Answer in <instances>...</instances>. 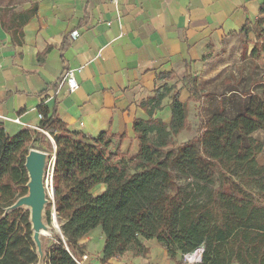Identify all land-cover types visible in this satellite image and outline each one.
Masks as SVG:
<instances>
[{"label":"trees","instance_id":"16d2710c","mask_svg":"<svg viewBox=\"0 0 264 264\" xmlns=\"http://www.w3.org/2000/svg\"><path fill=\"white\" fill-rule=\"evenodd\" d=\"M185 82L189 101H195L196 79L187 74ZM167 96L172 98L169 124L154 118ZM189 101L182 102L172 87L158 88L144 100L141 107L150 118L134 123L139 151L133 156L116 144L126 134L104 132L88 141L70 131L55 110L40 107V128L56 144L54 200L65 240L55 236L48 264H78L80 239L99 226L105 235L103 263L129 250L146 255L145 241L155 239L172 259L203 248L200 264H264V163L258 160L264 144L253 136L264 131V100L251 95L234 116L213 108L205 120L199 118L197 134L178 143L189 124ZM31 148L52 150L51 139L28 129L11 136L0 121V264L39 261L29 211L4 216L28 193L25 162ZM101 183L106 190L94 195Z\"/></svg>","mask_w":264,"mask_h":264},{"label":"crops","instance_id":"0c3cea01","mask_svg":"<svg viewBox=\"0 0 264 264\" xmlns=\"http://www.w3.org/2000/svg\"><path fill=\"white\" fill-rule=\"evenodd\" d=\"M262 13L264 0H0V121L11 136L24 129L41 131L40 107L46 106L88 141L104 132L126 134L116 144L133 156L139 151L134 123L150 118L141 103L165 87L189 101L186 75L204 77L209 55L226 48ZM80 67L79 87L71 92L65 71ZM167 73L173 76L162 77ZM171 101L167 96L154 118L169 124ZM193 104L189 101V110ZM188 121L189 127L190 111ZM188 127L176 139L189 140ZM51 143L52 150L45 152L54 166V139ZM105 190L101 183L92 192ZM61 234L53 229L44 237V264ZM104 246L99 226L80 239L78 257L88 254L86 264L201 263L180 253L172 259L155 239L145 241L146 255L129 250L103 263Z\"/></svg>","mask_w":264,"mask_h":264},{"label":"rangeland","instance_id":"374dc122","mask_svg":"<svg viewBox=\"0 0 264 264\" xmlns=\"http://www.w3.org/2000/svg\"><path fill=\"white\" fill-rule=\"evenodd\" d=\"M224 48L212 52L206 59L204 77L192 76L198 92L194 108L189 110L190 126L186 132L189 139L200 127L198 116L207 117L213 108L225 109L228 116H234L243 110L251 95L258 94L264 100V13ZM253 136L264 144V131H256ZM176 140L183 143L186 137ZM258 160L264 163V149ZM51 223L55 230L56 222Z\"/></svg>","mask_w":264,"mask_h":264},{"label":"water","instance_id":"95a60500","mask_svg":"<svg viewBox=\"0 0 264 264\" xmlns=\"http://www.w3.org/2000/svg\"><path fill=\"white\" fill-rule=\"evenodd\" d=\"M49 165L50 155L47 152L35 148L29 150L25 162L29 176L28 193L19 197L12 205L7 207L4 214L6 216L11 211L20 208L29 210V221L33 233L32 239L39 255L38 264H44L43 239L47 235L53 234L52 224L47 220L46 214L47 206L51 204L46 184ZM52 193L54 196V187Z\"/></svg>","mask_w":264,"mask_h":264},{"label":"built area","instance_id":"2783aa9c","mask_svg":"<svg viewBox=\"0 0 264 264\" xmlns=\"http://www.w3.org/2000/svg\"><path fill=\"white\" fill-rule=\"evenodd\" d=\"M73 34H74V37H76V36L79 35V33L77 31H75ZM81 71H82V67H80L78 69H67L65 71L63 81L67 84L68 89L71 92H74L79 87V82H78V80H77V78H76L75 75H76V72H81ZM39 117L41 119H43L44 118V115L43 114H40ZM17 121H18V119H17ZM40 130L43 131V132H45L48 135V137L51 140H53V138L51 137V135L49 134V132H47L46 130L41 129V128H40ZM53 169H54V166L53 165L51 166V164H50L49 165V168H48V172H47L46 184H47V187H48V193H49V197H50L51 204H52V207H51V217H52V220L53 221L56 219V221H54V222H56L55 228L60 231V226H59L58 221H57V212H56V208H55V200H54V196H53V193H52V188H53ZM61 237L64 240L63 234H61ZM202 253H203V248H199V249H197L196 251H194L192 253L186 254L185 255V258L187 260H190V258H191L190 255H192L193 260L195 262H201V260H202ZM87 258H88V254H84L81 257H77L75 259H76V261H77L78 264H86L85 263V260H87Z\"/></svg>","mask_w":264,"mask_h":264},{"label":"bare ground","instance_id":"6f19581e","mask_svg":"<svg viewBox=\"0 0 264 264\" xmlns=\"http://www.w3.org/2000/svg\"><path fill=\"white\" fill-rule=\"evenodd\" d=\"M50 187V186H49Z\"/></svg>","mask_w":264,"mask_h":264}]
</instances>
